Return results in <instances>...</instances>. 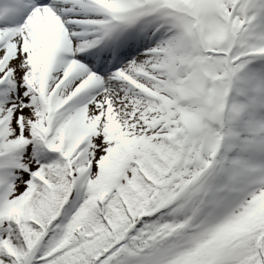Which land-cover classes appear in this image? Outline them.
Returning <instances> with one entry per match:
<instances>
[{
    "label": "snow or ice",
    "instance_id": "1",
    "mask_svg": "<svg viewBox=\"0 0 264 264\" xmlns=\"http://www.w3.org/2000/svg\"><path fill=\"white\" fill-rule=\"evenodd\" d=\"M0 264H264V0H0Z\"/></svg>",
    "mask_w": 264,
    "mask_h": 264
}]
</instances>
